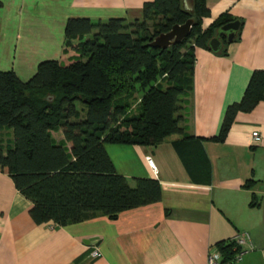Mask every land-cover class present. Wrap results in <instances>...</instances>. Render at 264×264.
<instances>
[{
  "label": "crops",
  "instance_id": "0c3cea01",
  "mask_svg": "<svg viewBox=\"0 0 264 264\" xmlns=\"http://www.w3.org/2000/svg\"><path fill=\"white\" fill-rule=\"evenodd\" d=\"M149 1L0 0V70L27 81L41 62L75 56L66 45L69 18L142 19ZM206 4L204 28L223 13L241 20L242 28L226 55L195 48L193 91L184 111L193 140L181 143L183 135L173 134L156 146L106 144L116 170L131 184L135 178L160 182L161 200L116 219L36 223L33 202L0 168V264H207L212 245L240 232L249 235L246 248H252L242 260L225 264H264V101L239 111L222 141L208 139L220 134L228 107L241 101L253 72L264 70V0ZM53 136L64 139L62 130ZM95 246L100 256H93Z\"/></svg>",
  "mask_w": 264,
  "mask_h": 264
},
{
  "label": "trees",
  "instance_id": "16d2710c",
  "mask_svg": "<svg viewBox=\"0 0 264 264\" xmlns=\"http://www.w3.org/2000/svg\"><path fill=\"white\" fill-rule=\"evenodd\" d=\"M192 4L187 10L183 0H152L135 20L69 18L66 45L78 53L76 60L43 61L27 81L0 70V168L33 202L36 223L66 226L97 215L116 219L161 200L160 182L135 178L131 184L116 170L106 144L156 146L173 134L183 135L181 143L193 140L184 111L193 91L195 48L212 50L209 41L220 28L239 19L223 13L204 28L203 18L210 15L206 0ZM189 18L194 23L182 42L165 49L150 45ZM239 21L231 42L240 39ZM78 37L82 40L74 44ZM231 42L223 37L222 48L212 51L226 55ZM260 101L264 70H255L241 101L228 107L220 134L208 139L222 141L236 114ZM59 130L61 141L53 136ZM216 245L224 261L238 251L231 240Z\"/></svg>",
  "mask_w": 264,
  "mask_h": 264
},
{
  "label": "water",
  "instance_id": "95a60500",
  "mask_svg": "<svg viewBox=\"0 0 264 264\" xmlns=\"http://www.w3.org/2000/svg\"><path fill=\"white\" fill-rule=\"evenodd\" d=\"M186 2L187 4L184 6V8L187 10H193L192 0H186ZM193 23L194 19L189 18L182 24L173 25L169 31L163 32L156 36L150 45L152 47L165 49L174 43L182 42L183 39H185L190 34ZM239 26V20L223 25L217 34L209 41V45L212 50L218 51L222 48L223 37H226L227 41L231 42L235 38Z\"/></svg>",
  "mask_w": 264,
  "mask_h": 264
},
{
  "label": "built area",
  "instance_id": "2783aa9c",
  "mask_svg": "<svg viewBox=\"0 0 264 264\" xmlns=\"http://www.w3.org/2000/svg\"><path fill=\"white\" fill-rule=\"evenodd\" d=\"M253 137L255 141L261 140V136L258 132H254ZM147 161L152 165L154 173L157 175L158 170L156 166L153 164L151 157L148 156ZM230 240L234 242L235 247H238V251L236 252L235 256L230 260L224 261V256L220 248L217 245H212L208 252L207 264H225V263H230V262H238L242 260L243 255L248 251V249L252 248L251 244H249V247L246 248V245L249 242V235L246 232L237 233ZM92 254L93 256L101 255L100 251L98 250V247L96 246L94 247Z\"/></svg>",
  "mask_w": 264,
  "mask_h": 264
},
{
  "label": "rangeland",
  "instance_id": "374dc122",
  "mask_svg": "<svg viewBox=\"0 0 264 264\" xmlns=\"http://www.w3.org/2000/svg\"><path fill=\"white\" fill-rule=\"evenodd\" d=\"M76 54H78V53H76ZM76 54H75V56H72V54H71L70 57L66 56V58H64V59L62 60V63H64V64H68V63H70V62L76 60V59H77V55H76ZM78 106L81 108V107L83 106V104L79 103Z\"/></svg>",
  "mask_w": 264,
  "mask_h": 264
}]
</instances>
